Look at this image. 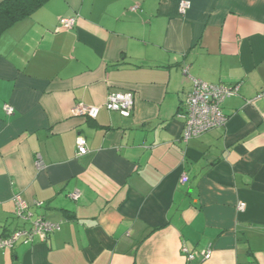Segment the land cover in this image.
<instances>
[{"label":"crops","instance_id":"1","mask_svg":"<svg viewBox=\"0 0 264 264\" xmlns=\"http://www.w3.org/2000/svg\"><path fill=\"white\" fill-rule=\"evenodd\" d=\"M180 1L46 0L0 35V234L14 194L59 223L0 264H264V0ZM192 78L239 90L184 142ZM119 91L129 117L104 106Z\"/></svg>","mask_w":264,"mask_h":264},{"label":"built area","instance_id":"2","mask_svg":"<svg viewBox=\"0 0 264 264\" xmlns=\"http://www.w3.org/2000/svg\"><path fill=\"white\" fill-rule=\"evenodd\" d=\"M190 8L187 0L179 2L178 10L181 14ZM135 9V8H134ZM75 24L74 17H61L58 21V30H68ZM239 84L226 85L224 83H206L202 80L192 78V88L185 100L180 104L177 116L183 120L181 140L187 142L189 139L200 136L214 128L224 126L227 116L222 110V103L238 94ZM134 95L130 91H119L108 93L104 106L108 111L118 112L122 117H129L133 108ZM3 110L7 115L13 114L10 104H4ZM99 106L77 103L72 108L74 114L95 118ZM77 155H85L88 152L87 141L79 136L76 141ZM42 166L41 162H37ZM75 196V194H72ZM76 197V196H75ZM13 216L21 221V224L7 235L0 234V249H12L17 244H31L35 238L44 241L50 234L59 229V223L51 222L44 217L34 216L29 209L28 203L19 194H14ZM41 203L36 202L39 206ZM243 210L244 203L237 207ZM186 260L195 258L193 252H189L185 246L181 248ZM211 252H201V259L210 258Z\"/></svg>","mask_w":264,"mask_h":264},{"label":"trees","instance_id":"3","mask_svg":"<svg viewBox=\"0 0 264 264\" xmlns=\"http://www.w3.org/2000/svg\"><path fill=\"white\" fill-rule=\"evenodd\" d=\"M46 0H3L0 2V35L20 19L29 16Z\"/></svg>","mask_w":264,"mask_h":264}]
</instances>
